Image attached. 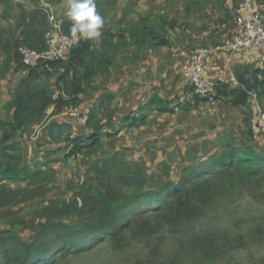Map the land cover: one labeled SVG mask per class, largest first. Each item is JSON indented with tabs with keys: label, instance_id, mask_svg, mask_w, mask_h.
Here are the masks:
<instances>
[{
	"label": "trees",
	"instance_id": "1",
	"mask_svg": "<svg viewBox=\"0 0 264 264\" xmlns=\"http://www.w3.org/2000/svg\"><path fill=\"white\" fill-rule=\"evenodd\" d=\"M5 3L6 0H0V4ZM112 3L101 0L99 7L103 14L96 7L97 12L107 18L103 6ZM194 6L197 3L189 7ZM158 21L160 27L156 28L155 23L137 17L133 24L119 22L114 30L106 23L98 42L79 37L67 59L40 61L32 69L22 65L17 49L21 45L39 53L47 49L45 33L49 26L46 15L41 10L35 12L29 22L23 16V28L16 37L8 31L3 49L7 54L12 53L17 67L27 75L11 93L4 105L5 117L0 118V218L9 219V228L0 230V264H62L103 245L113 251L124 250L131 241H149L164 227L173 230L186 221L197 219L203 207L230 190L251 188V194L257 197L258 190L264 186V152L258 150L260 147L256 142H247L245 138L241 143L230 137L219 139L220 148L211 155H191L189 165L181 167L179 172L163 171V177L129 164L116 151L106 154L117 134H107V143L100 139L117 112L111 95L102 96L97 107L89 111L85 122L91 132L89 136H67L64 144L55 145L57 149L48 152L49 156L62 155V163L69 159H91L81 181L76 185L67 183L59 191L70 194L66 199L46 197L53 189L54 177L45 168H30L25 164L15 137L48 123L46 111L51 106V117L69 107L79 106L81 96L87 95V90L95 89L93 80L96 76L109 75L118 62L126 60L127 54L131 53L134 60L153 43L158 47L170 46L162 30L165 27L173 29L175 23L161 17ZM70 29L71 21H64L63 33L71 35ZM249 68L252 94L239 86L231 88L218 82L214 86V95L204 98L193 94L190 88L193 103L178 104L175 108L153 95L136 115L124 119L120 130L141 128L153 113H172L177 109L187 112L210 101L228 100L232 107L243 108L250 95L255 96L264 114V62L260 68ZM53 73L59 74L56 98L48 88L37 84L41 76ZM244 136L252 139L251 131ZM99 152L104 156L96 159ZM172 176H176L175 179ZM8 183L27 186L9 189ZM32 202H36L37 210L30 220L21 214V209L12 210L22 204H34ZM25 231L31 234L28 238L22 235ZM213 237L194 236L190 243L203 252L205 246H215ZM228 246L234 245L228 241Z\"/></svg>",
	"mask_w": 264,
	"mask_h": 264
},
{
	"label": "crops",
	"instance_id": "2",
	"mask_svg": "<svg viewBox=\"0 0 264 264\" xmlns=\"http://www.w3.org/2000/svg\"><path fill=\"white\" fill-rule=\"evenodd\" d=\"M51 1L53 2L51 3ZM57 1L58 0H48L52 5L57 4ZM104 1L111 4L115 0ZM125 1L127 4L123 1L121 3H112L113 5L105 4L103 6L104 14L106 13L107 15V18L103 17L105 24L107 23L108 27L112 30L117 28L119 22L121 23L122 21L133 24L137 21V17L146 18L150 24L155 23L156 28L160 27L158 17H161L167 22H174L175 27L173 29L165 27V30H162V34L170 41V46L158 47L153 43L154 45L145 49L139 54L137 59L134 60L131 53L127 54L126 60L122 63L118 62V66L111 69L109 75H97L93 80L95 89L92 91L87 90V95L81 96L82 103L78 106L81 113L97 107L104 95H111L115 99L114 106L117 107V112L110 122V125L105 127L102 131L100 137L103 143H107V134H115L117 132L116 136L111 140L112 147L106 154L116 151L122 155L123 160L129 164L147 168L148 163H146L145 160V163L142 161L144 158L141 152L132 153L134 150L133 147H141L142 142L147 138L155 140L159 138L160 134L162 136L172 134L174 130H179V122H175V117L178 121L180 116L187 119L190 114L197 111L206 114V112L212 110L210 114H208L210 118L213 117V119H218L219 117H224L225 119L223 120V125L221 124L218 127V130H221L220 133L214 135V137H218L215 139L213 137L210 140L205 139V141H203L204 147H207V150L198 151L195 150L196 147H194V152L188 151L186 153L188 159H190L191 155L195 156L197 152L203 155L207 154V156L211 155L213 151L220 148L218 140L224 139V137L233 138L236 143H241L242 138H245L247 142L262 140L259 139L261 137L264 139L263 127L258 126L254 129L250 127L251 120L258 115L259 108L257 100L253 95H250L243 108L232 107L228 100L210 101L201 104L196 110L187 112L177 109L172 113H153L148 116L147 124L141 128H124L120 130V126L124 119L136 115L139 108L145 105L153 95H157L161 99L169 102L171 108H175L178 104L193 103L194 97L192 91L189 87L184 85L181 79L182 61L180 52L189 49L212 47L230 41L234 32V9L237 4V0H219L218 2H215V0H209L210 2H207L208 0H180L182 4L181 13L178 14L177 11L175 15L169 16V9L175 5L172 4L170 0ZM141 1L145 2L144 7L138 8L137 5ZM184 1L186 2L183 4ZM100 2L101 0H95L98 12H101L99 7ZM192 3H197V6L189 7ZM19 6L23 8L26 7L27 12L34 8L31 3L27 6L18 3L16 8L14 3L10 0H6L5 4H0V15L3 14L6 17V12L9 14L13 13V16L11 15V18H8L7 21L9 22V31L13 32L15 37L23 28V17ZM56 6L63 14H66L68 9L67 0L59 1ZM139 6L141 7L142 4ZM252 6L261 13V19L264 25V0H253ZM187 7H189L188 10H186ZM13 19H15L14 22ZM6 37L7 35L0 41V118L5 117L6 112L4 110V105L9 100L11 93L27 75L26 72H23L17 67L12 58V53L7 54L3 49L5 41L8 40ZM259 58L260 51L258 49H248L237 56H231L226 52H215L205 59L203 76L215 84L218 82L226 83L229 87L234 88L239 86L236 80V74L240 70L246 69L247 67L249 68L250 66L258 67ZM7 64L8 67L6 66ZM5 69H7V71ZM58 75L59 74L53 73L41 76L37 82L40 86L48 88L53 98L58 96ZM226 106V113L222 114L221 107L226 108ZM231 110L235 112H233L235 116H233ZM52 111L53 106L46 111L47 119L51 118ZM52 118L60 123H68L70 125L71 132L67 136L87 137L91 133L90 130L87 129L85 125L80 124L77 119L68 117L65 110L63 113L57 114ZM234 118H236V120ZM229 125H231V127H227ZM35 130L37 131L34 132ZM38 130L40 131V127L35 126L31 133L18 134L15 137V141L19 143L21 148L25 164L30 168H45L50 175H54L55 170H57L54 169L55 165L63 164L61 167L70 169V176L72 174H77L78 176L82 174L79 176L82 177L91 159H69L62 163L60 161L62 155L56 154L55 156H49L48 152L56 150L57 147L47 139L45 135L46 130H44L41 138L39 137L40 132ZM248 131H251L252 139L244 136ZM152 132L153 134H151ZM148 133H150L149 136L147 135ZM142 136L144 137L143 139L138 142L135 141L138 137ZM147 149L150 151L149 148ZM141 151L145 153L146 149L142 147ZM128 153L129 158H135L137 161H128L125 156ZM151 155L154 154L151 153ZM103 156L104 154L99 152L96 155V159H101ZM93 158H95V156ZM185 160L187 159L183 161ZM190 163L191 162H189L188 165ZM162 166L164 172L169 171L168 162L167 164L162 163ZM7 185L9 189L16 190L24 189L27 186V184L24 183H8Z\"/></svg>",
	"mask_w": 264,
	"mask_h": 264
},
{
	"label": "rangeland",
	"instance_id": "3",
	"mask_svg": "<svg viewBox=\"0 0 264 264\" xmlns=\"http://www.w3.org/2000/svg\"><path fill=\"white\" fill-rule=\"evenodd\" d=\"M10 1L14 3L16 8L18 3L23 6L31 3L34 6L29 12H27L26 7L19 6L21 13L24 14L22 17L24 16L26 21L29 22L32 14L40 10L46 15L47 21V11L41 8L46 0ZM123 1L127 4L125 0H115L116 3ZM170 1L175 5L169 9L168 15L173 16L177 11L180 14L182 10L181 1ZM141 4L142 6L140 7L139 5ZM144 4L145 2L141 1L137 7L143 8ZM56 5L58 3L54 6ZM6 13V17L3 14L0 15V41L7 35L10 28L7 19L11 18V15L13 16V13ZM221 110L222 114H225L227 106L226 108L221 107ZM211 111L206 112V114L197 111L190 114L187 119L180 116L179 121L175 117V122H179V130H174L168 136L167 134L165 136L160 134V139L150 140L147 138L142 142L141 147H133L132 153L140 151L144 158L142 161L148 163L146 169L158 177H163L162 163H169V172L172 170L179 172L181 167L188 165L191 161L186 156L188 151L194 152V147L198 151L207 150L203 141L205 139L210 140L216 133H220L221 130H218V127L221 124L223 125L225 118H210L208 114ZM231 111L232 113L234 112L233 110ZM234 113L233 116H235ZM234 119L236 120V118ZM39 127V137L41 138L43 135V130L41 131V129L44 128L46 130L47 127H45V124ZM227 127H231V125ZM149 134L147 135L149 136ZM143 138V136L138 137L135 141L138 142ZM259 139L262 140H255L258 147H260L258 150L264 152V139L263 137ZM142 147L146 149L145 153L141 151ZM151 153L154 155H151ZM195 155L201 156V153L197 152ZM125 156L128 161H137L135 158V160L129 158V153ZM184 159L187 160L183 161ZM62 165L54 166V169L57 170H55L54 175L51 174L54 177L53 189L46 197L66 199L70 195L69 193H59L63 186H66L67 183L76 185L81 181L79 176L82 174L79 176L72 174L70 176V169L61 167ZM175 177L172 176L173 179ZM32 203L34 204H22L12 208V210L21 209V214L30 220L32 214L37 210L36 202ZM8 224L9 219L0 218V230L8 229ZM22 235L28 238L31 234L25 231ZM194 236H199L200 238L214 236L215 246H205L203 252H201L198 246L190 243ZM228 241L234 246L229 247ZM145 261H147L146 264H264V186L258 190L257 197L251 194V188L230 190L224 195L215 198L208 206L203 207L197 219L186 221L182 226L173 230L164 227L157 236H154L149 241H131L126 249L117 251H113L110 247L103 245L81 256L71 257L62 264H134Z\"/></svg>",
	"mask_w": 264,
	"mask_h": 264
},
{
	"label": "built area",
	"instance_id": "4",
	"mask_svg": "<svg viewBox=\"0 0 264 264\" xmlns=\"http://www.w3.org/2000/svg\"><path fill=\"white\" fill-rule=\"evenodd\" d=\"M253 0H237L234 9V32L230 41L212 47L189 49L180 52L182 61L181 79L185 86L192 88L193 94L204 98L214 95L215 83L203 76L204 61L215 52H226L231 56L240 55L248 49H258L260 59L258 67L264 62V25L259 13L252 6ZM47 11L48 29L45 33L47 49L36 52L19 46L17 54L24 67L36 68L40 61H62L68 58L70 49L79 41V36L67 35L62 31L64 21L69 20L66 14L57 7L45 1L42 5ZM66 115L75 118L85 125L89 111L81 113L76 107L65 110ZM54 118L48 119L45 127ZM264 128V114L258 108V115L251 120V128ZM41 130H44L42 128ZM69 135V134H68Z\"/></svg>",
	"mask_w": 264,
	"mask_h": 264
},
{
	"label": "clouds",
	"instance_id": "5",
	"mask_svg": "<svg viewBox=\"0 0 264 264\" xmlns=\"http://www.w3.org/2000/svg\"><path fill=\"white\" fill-rule=\"evenodd\" d=\"M67 3L71 34L98 42L103 35L105 20L97 12L95 0H67Z\"/></svg>",
	"mask_w": 264,
	"mask_h": 264
},
{
	"label": "water",
	"instance_id": "6",
	"mask_svg": "<svg viewBox=\"0 0 264 264\" xmlns=\"http://www.w3.org/2000/svg\"><path fill=\"white\" fill-rule=\"evenodd\" d=\"M236 80L246 93L252 94L253 86L250 68L240 70L236 74ZM70 132L71 127L68 123H60L56 120H52L46 128L45 135L52 144L59 146L64 144L65 139Z\"/></svg>",
	"mask_w": 264,
	"mask_h": 264
}]
</instances>
